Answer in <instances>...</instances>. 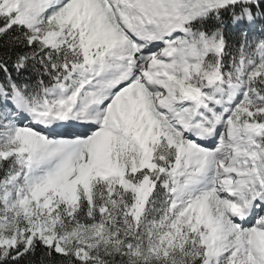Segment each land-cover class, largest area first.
Listing matches in <instances>:
<instances>
[{"label": "snow or ice", "instance_id": "snow-or-ice-1", "mask_svg": "<svg viewBox=\"0 0 264 264\" xmlns=\"http://www.w3.org/2000/svg\"><path fill=\"white\" fill-rule=\"evenodd\" d=\"M0 264H264V0H0Z\"/></svg>", "mask_w": 264, "mask_h": 264}, {"label": "trees", "instance_id": "trees-1", "mask_svg": "<svg viewBox=\"0 0 264 264\" xmlns=\"http://www.w3.org/2000/svg\"><path fill=\"white\" fill-rule=\"evenodd\" d=\"M233 39H236V37H233Z\"/></svg>", "mask_w": 264, "mask_h": 264}]
</instances>
